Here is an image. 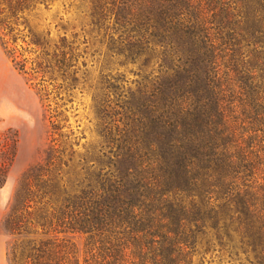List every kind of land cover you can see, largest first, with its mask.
<instances>
[{
    "label": "trees",
    "instance_id": "obj_1",
    "mask_svg": "<svg viewBox=\"0 0 264 264\" xmlns=\"http://www.w3.org/2000/svg\"><path fill=\"white\" fill-rule=\"evenodd\" d=\"M51 2L0 0L2 48L28 30L41 68L72 87L79 47L94 34L148 70L147 96L140 108L104 101V112L121 110L109 152L119 168L52 140L1 220L6 264H201L208 255L264 264V0H79L80 32L68 38L61 27L56 41L32 34L27 19ZM16 145L2 135L0 189Z\"/></svg>",
    "mask_w": 264,
    "mask_h": 264
},
{
    "label": "rangeland",
    "instance_id": "obj_2",
    "mask_svg": "<svg viewBox=\"0 0 264 264\" xmlns=\"http://www.w3.org/2000/svg\"><path fill=\"white\" fill-rule=\"evenodd\" d=\"M78 1L53 0L48 9L37 4L27 17L32 34L41 36L42 32L50 31L51 40L56 41L64 33L61 27L66 28L68 38L80 32L81 20L74 7ZM94 37L88 36V43L79 47V57L72 68L77 79L73 88L57 72L46 69L45 64L41 68L44 61L41 49L32 43L28 30L5 36L6 50L0 44V143L7 132L17 139L16 156L0 189V223L20 181L43 162L51 145L56 143L52 142L54 139L73 145L89 163L121 166V159L112 158L109 153L116 152L117 144L111 141L118 139L117 131L122 128L121 122L115 121L120 119L121 115L116 113L121 110L111 105L112 111L104 112V101L124 99L128 107L140 108L147 96L143 94L142 78L148 70L139 62L130 63L124 57L108 53L98 43L99 38ZM78 40L82 42L81 35ZM10 50H14L12 56L6 53ZM14 58L15 62L26 60L23 70L15 67ZM0 233L3 234L1 230ZM70 238L82 247V236ZM5 239L7 242L9 238ZM201 264L237 262L208 255Z\"/></svg>",
    "mask_w": 264,
    "mask_h": 264
},
{
    "label": "crops",
    "instance_id": "obj_3",
    "mask_svg": "<svg viewBox=\"0 0 264 264\" xmlns=\"http://www.w3.org/2000/svg\"><path fill=\"white\" fill-rule=\"evenodd\" d=\"M1 219V216H0ZM6 239L3 234L0 233V264H6Z\"/></svg>",
    "mask_w": 264,
    "mask_h": 264
}]
</instances>
